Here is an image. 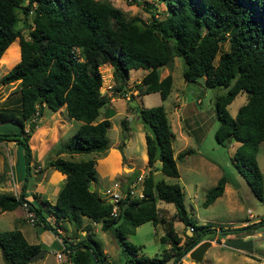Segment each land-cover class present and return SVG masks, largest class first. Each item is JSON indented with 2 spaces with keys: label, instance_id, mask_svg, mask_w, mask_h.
Returning <instances> with one entry per match:
<instances>
[{
  "label": "trees",
  "instance_id": "trees-1",
  "mask_svg": "<svg viewBox=\"0 0 264 264\" xmlns=\"http://www.w3.org/2000/svg\"><path fill=\"white\" fill-rule=\"evenodd\" d=\"M126 1L144 3L148 16L125 17L110 0H0V55L16 37L19 46L18 60L0 76L1 83L16 82L10 94L18 93L15 103L11 95L4 99L10 107H0V123L13 122L18 130L0 133V140L13 139L19 144L27 168V140L43 105L51 110L64 106L69 117L80 121L67 141L50 150L54 156L47 164L64 174L53 203L41 199V205L32 204L24 198L22 187L17 195L0 191V212L25 202L35 224L61 238V250L66 254L62 264H106L87 225L82 227L85 236L75 242L60 236L56 228L59 221L67 220L77 230L82 215L99 221L102 229H112L125 255L122 264H178L203 237L212 239L204 234L216 233L214 227L190 220L177 182L155 179L149 169L142 178L143 196L130 198L128 187H122L126 196L118 203L116 216H110L111 204L103 202L95 188L88 189L95 179L94 156L75 159L60 155L102 153L108 147L109 120L99 119V109L106 102L100 92L99 66L103 63L111 66L117 88L128 78L130 68H145L136 87L143 93L157 92L161 100L171 89L172 76L168 72L160 77L158 67L171 66L175 56L181 60L185 81L200 77L206 87H224L213 95L214 140L237 142L232 161L251 192L264 203L263 175L256 160L258 144L264 139V0H156L163 3V10L155 2ZM19 19L25 33L16 25ZM224 42L227 46L221 48ZM239 92L245 93L244 101L231 115L227 105ZM136 113L144 129L147 166L158 160L164 174L177 176L174 133L162 103L137 106ZM125 124L121 119L123 129ZM190 150L182 149L176 157L182 158ZM131 174L136 177L138 170ZM224 182L220 175L206 190L203 205L221 194ZM157 199L171 202L175 208L159 236L169 246L158 255L147 256L139 254L138 245L126 235L144 221L156 224L162 220ZM49 214L55 226L47 218ZM175 216L192 230L190 235L184 233L183 243L173 228ZM263 223L264 218L244 227ZM0 243L1 252L13 264H27L28 257L40 248L39 242H29L18 228L0 230Z\"/></svg>",
  "mask_w": 264,
  "mask_h": 264
},
{
  "label": "rangeland",
  "instance_id": "rangeland-1",
  "mask_svg": "<svg viewBox=\"0 0 264 264\" xmlns=\"http://www.w3.org/2000/svg\"><path fill=\"white\" fill-rule=\"evenodd\" d=\"M110 1L113 5L119 7L122 10L125 17H129L133 14H139L141 17L148 16V11H146V6L144 5V3H128L126 0ZM145 1L151 3L155 2V6L159 10H163L164 8V5L161 1ZM141 2H143V0H141ZM21 15L22 14L19 13L20 18ZM16 25L22 27L20 19L16 22ZM21 31L25 33L26 28L22 27ZM15 39H17V37ZM15 39L12 41L14 46L17 43ZM226 46L227 43L224 42L222 43L221 48H225ZM10 48L6 51L2 60L10 52ZM1 65L0 75L2 74V70L4 69V66ZM165 67L170 70L172 76V87L168 96H166L162 100L160 99L157 92L143 93L141 92L139 87H136V83L139 82L142 74L145 72V68L138 67L130 68L128 70V78L125 79V81L119 87L120 92H118V94L122 92L123 86L126 84L127 87L125 88V90L130 88V95H128V97L126 98L124 97L125 95H122V93L121 96L115 99V101L109 103L108 105H102L99 109V114H102L106 108H109V127H107L106 130L108 142L113 141L117 137L120 140H123V143L125 142L124 139L129 135V133L124 129L121 130L120 119L123 118L127 113L129 114L127 116H129L128 120L131 125V129L138 130L137 125H140L141 128L143 127L139 119L131 117L136 113L137 106H149L162 103L166 111L167 118H171V102L173 100V95L174 92L179 91V97L183 100L184 106L182 108H179V110H181V119L180 125L178 126L182 127L181 132L183 134H187L188 137L186 138V143H183V141L179 139V130L174 119L172 118V121H170L171 128L176 132V139L172 141V146L173 148H177L178 146L183 144L182 146L184 147V149L190 148L191 150L186 153L188 154L186 160L182 159L185 155L182 158H177L176 152L175 162L178 170L177 176L166 175L160 169H158V171L153 173V177L155 179L163 178L167 182H177L180 185L183 192V204L190 220H192L195 225L208 224L209 226L214 227L216 230V233L214 234L207 235L206 233L204 235L212 236V238L215 234L221 236L228 233L235 236L237 234L239 236H243L241 235L242 232H247L248 236H251L250 245H252V247L264 248V226L258 229H253V227L250 226H238L243 220H250V223H252V219L256 217L259 218L264 203L258 200L251 192L244 176L232 161L234 147H231V144L233 141H231V143H218L214 140L213 137V131L217 125V118L213 106V95L216 92H223L225 88L206 87L202 84V80L200 77L195 81H185L181 74L182 63L180 58L177 56L173 57L171 66H159L158 73L162 74ZM99 69L102 79L100 91L101 93H103V95H106L108 92L113 90L111 89V87L116 85V82L114 81V83H112L111 81V78L113 79V77L111 75V71H109L111 70V66L108 63L101 64L99 66ZM15 84L16 82H0V96L5 93H8L7 95H11L10 93ZM134 89H136L135 92H133ZM17 96L18 93L16 92L11 95L14 103L16 102ZM197 98L199 99V101L197 100ZM244 98V92H239L233 97V99L227 105V110L231 115H234L237 106L244 101ZM127 106L128 108L126 111L125 107ZM48 113L49 109L46 110L45 116H47ZM70 121L72 125L66 128L65 133L55 142L54 147L68 140L71 133L75 130L77 124L79 123V121L74 118H72V120ZM9 123V128L0 125V131L17 132L18 126L12 122ZM34 140V143L33 141H31V143L34 144V155L32 156V162H29V166L27 168L25 167L22 148L19 146V144L16 143V141H12L13 143L11 142V140L0 142V152L3 154L5 153L1 167L3 171L0 172V175H2V177L4 176V179H8L10 183L9 186L6 185L5 187H3V190H7L9 192L13 191L14 193L18 194L22 187L24 198H26L34 205H39L40 203L38 201L40 200H37L35 197H33L34 194H40L42 198L47 199L48 201H52L54 200L56 192L62 182H53L51 180H47L46 177H43L41 179L40 171H34L32 164L36 166L34 162L35 158H38V148L40 142L38 136L35 137ZM124 144H126L127 151L132 150L137 153V166H141V164H143L141 161V147L143 145L141 144L138 135H136L135 133L133 134V136L130 135V140H128ZM14 145L15 150H10L14 147ZM195 147L199 148L200 152L204 155V158L207 157L216 162L217 166L215 171H217L218 174L215 178H217L218 175L223 174L227 181V189H229L224 195L215 198L207 205H203L202 201L205 197L206 190L211 187L214 182H216V180L214 179L215 173L210 169V166L206 167L198 160L200 159L198 154H196L195 152L194 154H190L192 148L195 150ZM9 150L10 152H8ZM50 152L51 151H49V154L44 155L41 159V162L44 164V166L47 165V160L49 158V155L51 154ZM96 154L100 153H77V155H79L80 157H89ZM256 160L263 175L264 190V140H262L258 144ZM50 169L52 168H48V171ZM153 169L154 167L149 168L150 171H152ZM136 170H138V168ZM143 170L144 169L140 170V173ZM11 182L20 186V188L17 189L18 186L14 187ZM106 186H110V181L108 182L105 179L102 183V181L98 180L96 184V187H98V189H96V191L99 193L100 190ZM55 187L56 189H54ZM156 204L158 207V214L160 215L162 220L158 221L156 224H152L148 220L144 221L136 225L133 232L126 235V239L128 241L138 245L139 254L142 253L147 256L158 255L162 251V249L168 248L169 246L167 242H161L159 240V236L163 233L165 225L167 223V219L174 213L175 208L171 202H165L163 200L157 199ZM20 207V209L23 210L22 216L20 218L17 217V213L19 212L18 209L13 211L4 210L0 212V230L11 228L23 229V227L28 226V224L31 226V224L35 223V220L29 221L27 219L24 214L23 206L21 205ZM249 212H251L253 217H248ZM47 218L54 226L56 225V223L53 221L52 215L49 214ZM80 220L81 222L85 223L83 226L87 225L88 232L91 237L100 244L101 249L105 254L106 264H122L125 255L121 250V244L118 238L113 235L112 229H102L99 221H93L86 215H82ZM172 222L174 231L180 236L179 243H183L185 239L184 233L189 232V226L183 223L177 216L173 218ZM61 226L60 236L65 237L67 241H77L74 240V238L76 237V235H79V228L76 230L74 224L67 220H64ZM235 227L241 228L234 230L233 228ZM32 229L34 235H26V233L24 234L27 240H35L36 242H39V249H41L43 252L38 257L29 260L27 264H62V261L65 259L66 254L61 250L62 246L61 243L57 241V235L53 234L50 230L42 227L41 224H35ZM222 230H225V232H222ZM86 233L87 232L85 231L83 236H85ZM232 251V249H228L225 245L219 244L218 242L214 241L211 245L207 246V249L205 250L204 255L200 261L197 262L189 258L187 251L181 257V260L178 264H216L218 260L226 264H234V260H239L240 257L239 254L233 255ZM57 253H59V260H57ZM242 255L243 254H241V256ZM226 257L230 259V261ZM253 263L257 264V261ZM0 264H4L1 251ZM64 264L69 263L65 262Z\"/></svg>",
  "mask_w": 264,
  "mask_h": 264
},
{
  "label": "crops",
  "instance_id": "crops-1",
  "mask_svg": "<svg viewBox=\"0 0 264 264\" xmlns=\"http://www.w3.org/2000/svg\"><path fill=\"white\" fill-rule=\"evenodd\" d=\"M15 40L17 41L15 46L13 45L12 42H10L5 47V49H7L9 46H11L12 48H10V52L8 53V55L5 56V58L3 60L1 59V56L4 53L5 49L3 50V52L0 55V65L2 64L1 66H4V69L2 70V74L4 72H6L19 58L18 39H15ZM109 71H111V70H109ZM168 72L170 73V70L167 67H165V69L163 70L162 74H159V76L162 77L165 74H167ZM111 81H112V83H114V79L111 78ZM126 87H127V85L125 84L123 86L122 92L120 94H118V92H120L119 88L117 89L116 85L112 86L111 89H113V90L108 92L105 95L106 96V102H105L104 105H108L109 103L115 101V99H117L119 96H121L122 93H123L122 95L123 96L125 95L124 97L127 98L128 95H130L129 94L130 88L125 90ZM171 87H172V83H171ZM135 91H136V89L133 90V92H135ZM7 94L8 93H5L2 96H0V107H4V106L10 107L9 104L6 105L4 103V99L6 98ZM101 94H103V93H101ZM179 94H180L179 91L178 92H174L173 100L171 102V114H170L171 118H169L168 120H169V123H170V126H171V122L170 121H172V118L174 119V121H175V123H176V125L178 127V130H179L178 131L179 139L181 141H183V143H186L187 142L186 138L188 137V135L187 134H183L181 132V128L182 127L178 126V125H180V119H181V116H180V111L181 110H179V108H182L184 106V102L179 97ZM197 100L199 101L198 98H197ZM47 108L48 107H46L45 105L42 106L41 113L37 117V120H36L37 124H36L35 128L31 132V134H30V136H29V138L27 140L28 144H29V147H30L29 162H32V156L34 155V149H33L34 148V144H32L31 141H33V143H34V141H35L34 138L38 136L39 137V141H40L39 142V148H38V158H35V162L34 163L36 164V166L34 164H32L34 171H37V170L40 171L41 179L43 177H46L47 180H51L53 182H60V181L63 182L64 174L61 173L60 171H58L57 169H55L51 165L47 164L46 166H44V164L41 162V159H42V157L44 155L49 154L48 152L50 151V149H52V147H54L55 142L65 133L66 128L68 126L72 125L71 121H70V120H72V118L69 117L66 114L64 106H61L57 110H51V109L48 108L49 109V113L47 114V116H45L46 110H48ZM127 108H128V106L125 107L126 111H127ZM108 110H109V108H106L103 111L102 114H99V119H102L104 117L109 118L108 117L109 116V111ZM178 110H179V112H178ZM117 112H118V110H117ZM127 115H129V114L127 113L126 115H124L123 118H121V119H125V123L126 124H125L124 130H126L129 133V135L124 139V141L127 142L128 140H130V135L133 136L134 133L136 135H138V138H139L141 144L144 146V147L143 146L141 147V156H142L141 157V161H142L143 164H141V166H137V162H136L137 153L135 151H132V150L131 151H127L126 150V144H124L125 142L123 143V140H120L117 137L113 141L108 142V147H107V149L104 152L94 155V158H95V164H94L95 179L91 183V188H95L96 187V184H97L98 180L102 181V183H103L105 179L108 182L110 181V186L125 187L128 184V182L132 181L135 178V176H133V174H131L132 171H134V170H136L138 168V174H144V172L146 173L148 171V169L150 168L149 166H147V156H146L145 142H144V130H142L143 127L141 128L140 125H137L138 126V130L131 129V125H130L129 120H128L129 116H127ZM131 117L138 119L137 118V113H135ZM9 122L10 121H4V122H1L2 124H0V125L6 126V128H9L10 127V123ZM5 124H7V125H5ZM120 128H121V130H123L121 125H120ZM172 131L174 133V137H173V140H174V139H176V134H175L176 132L173 129H172ZM6 132H9V131H6ZM0 133H4V132L0 131ZM9 140H11V142L15 141L13 139H9ZM262 140H264V139H262ZM1 141H5V140H0V142ZM236 144H237V142L233 141L232 144H231V147L232 146L234 147ZM182 145L178 146L177 148H173V155L174 156H175L176 152L184 149V147ZM13 149L15 150V145L10 150H13ZM10 150L8 152H10ZM194 152L196 154H198V156L200 158L198 160L203 165H205L206 167L210 166V169L213 170L214 173H215L214 174V179L217 180V178L220 175H218L217 178H215L216 175L218 174V172L215 171L216 170V166H217L216 162L211 160L210 158H207V157L204 158V155L200 152L198 147H195V150L192 148V151H191L190 154H192V153L194 154ZM60 154H62V153H60ZM4 155H5V153L3 154V153L0 152V172L3 171L1 169V167H2V163H3ZM62 155L63 156H70L71 158H75V159L76 158H81L79 155H77V153H74L72 155H68V154L65 153V154H62ZM53 156H54V154L51 153L49 155L48 159L52 158ZM187 156H188V154H185L184 158H182V159L186 160ZM19 165H20V160H19ZM151 167H154V169L151 171L152 174L154 172L158 171V169H159L158 160H156L152 164ZM48 168H52V169H50L48 171ZM142 169H144L143 170L144 172L141 171V173H140V170H142ZM221 175H223V174H221ZM11 183L13 184L14 187L18 186L16 184H14L13 182H11ZM226 183H227V181H226V178H225V182H224V185H223V190H222L221 194L218 195L217 197H220V196L224 195L229 190V189H227ZM9 184L10 183H9L8 179H4V176L2 177V175H0V191H4V192H8V193H12L14 195H17L13 191L9 192L7 190L6 191L3 190V187H5L6 185L9 186ZM18 188H20V186H18L17 189ZM54 189H56V187ZM95 189H98V187H96ZM33 197H35L37 200H40V201H41V199H44V198H42L40 196V194H34ZM217 197H215V198H217ZM40 201H38V202L40 203ZM53 201L54 200L49 201V202L53 203ZM20 208H21L20 206H17L15 208L11 209L10 211L18 209L19 212L17 213V217L20 218L22 216V212H23V210L20 209ZM248 217H253L251 212H249V216ZM262 218H264V206L262 208V212H261V215L259 216V218L256 217V218L252 219V222H255V221H257L259 219H262ZM62 222L63 221H59V224L56 225V228H57V230L59 232H60V227H62L61 226ZM250 222H251L250 220H243V221L240 222V224L238 226H244L245 224H248ZM22 223H24V222H22ZM26 224H28V223H26ZM84 224H85L84 222H81V225H80L79 230H78L79 235H76L74 240H78V239H81L82 237H84L83 235L85 233V229L82 228ZM34 225H35V223L31 224V226L28 224V226H26V227H23V225H22L23 229L22 228H20V229L18 228V229L23 233L24 236H25L24 233H26V235H34L33 232H32L33 231L32 228H33ZM262 226H264V223L254 227L253 229H258V228H260ZM241 235H243V236H239L238 234L235 236V235H232V234H229V233L226 234V235H221V236H219L218 234H215L214 237L212 239H210L211 241H210L209 245H211L215 241V242H218L219 244L225 245L228 249H232L233 250L232 251L233 255L239 254L240 259L239 260H234L235 261L234 264H254L253 262H256V261H257V264H264V258H263L264 257L263 256L264 255V248H254V247H252V245H250L251 244L250 243L251 236H248L247 232H242ZM25 238H26V236H25ZM56 238H57V241L59 243H61V246L63 248V243H62V240L60 239V237L56 236ZM205 238L206 237H203L202 239H205ZM207 239H209V238H207ZM28 241L29 242H36L35 240H28ZM205 250H204V252H205ZM0 251H1V249H0ZM204 252L202 254V257L204 255ZM241 254H243V255L241 256ZM219 259H220V256H219ZM57 260H59V257H57ZM228 260L230 261V259H228ZM216 264H226V263L220 262V260H218V262Z\"/></svg>",
  "mask_w": 264,
  "mask_h": 264
},
{
  "label": "built area",
  "instance_id": "built-area-1",
  "mask_svg": "<svg viewBox=\"0 0 264 264\" xmlns=\"http://www.w3.org/2000/svg\"><path fill=\"white\" fill-rule=\"evenodd\" d=\"M142 178H143V174H138L132 181L128 182V184L126 185L128 187V194L130 198L143 196ZM98 194L102 199L109 200L108 203L111 204L109 215L116 216L118 211V203L124 196H126V192L122 190V187L106 186L103 189H101ZM21 205L23 206L24 214L27 217V219L29 221H34L35 217L33 215V212L27 208L26 203L23 202ZM189 228L191 229V227ZM56 256L59 257V253H57Z\"/></svg>",
  "mask_w": 264,
  "mask_h": 264
},
{
  "label": "water",
  "instance_id": "water-1",
  "mask_svg": "<svg viewBox=\"0 0 264 264\" xmlns=\"http://www.w3.org/2000/svg\"><path fill=\"white\" fill-rule=\"evenodd\" d=\"M88 189H91V184L88 185ZM103 202L108 203L109 200H104ZM192 232V230L189 228V232H186L187 235H190ZM210 239H201L200 241H198L194 246H192L189 250H188V257L193 259L194 261H200L202 258V254L204 252V250L207 248V246H209L210 244ZM1 243H0V248H1ZM43 251L41 249H38L35 253L31 254L28 257V260H31L33 258L38 257ZM2 259L4 261V264H13V262L11 260H9L2 252Z\"/></svg>",
  "mask_w": 264,
  "mask_h": 264
}]
</instances>
